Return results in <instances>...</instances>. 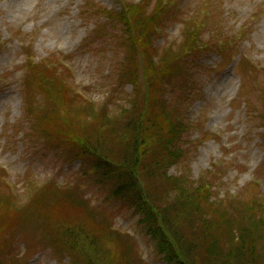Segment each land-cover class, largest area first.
<instances>
[{"label": "rangeland", "instance_id": "1", "mask_svg": "<svg viewBox=\"0 0 264 264\" xmlns=\"http://www.w3.org/2000/svg\"><path fill=\"white\" fill-rule=\"evenodd\" d=\"M122 3L0 0V264H75L68 250L76 237L92 238L88 234L96 239L98 264H182L159 250L134 207L110 195V184L98 178L92 160L88 164L83 156L53 148L58 144L42 134L47 126L41 118L53 109L49 87L41 88V75H36L43 61L54 70L51 75L61 77L63 84L56 83L62 99L68 101L74 90L82 94L73 101L75 111L89 113L88 102L97 108L108 103L111 110L128 106L132 85H118L124 51L115 37L122 29L118 21L102 27L108 21L103 10L121 11ZM97 8L103 10L95 13ZM160 15L156 46L180 44L192 23L204 46L185 56L164 84L168 108L190 126L184 137L187 155L169 174L193 182L207 179L214 196L211 213L220 206L231 215L232 206L235 212L256 201L264 204L259 119L264 111V0H170ZM81 122L80 130L94 129L87 119ZM100 219L105 220L102 229L112 224L132 240L105 234L97 226ZM228 220L218 218L220 231ZM66 227L82 232L72 238ZM259 233L255 243L243 236L257 258L264 256V229ZM236 263L233 258L227 264Z\"/></svg>", "mask_w": 264, "mask_h": 264}, {"label": "trees", "instance_id": "2", "mask_svg": "<svg viewBox=\"0 0 264 264\" xmlns=\"http://www.w3.org/2000/svg\"><path fill=\"white\" fill-rule=\"evenodd\" d=\"M168 1L146 0L136 4L123 0L121 11L95 10V13L106 12L108 21L102 25L104 29L115 21L122 29L119 37H115L117 46L124 51L118 85L121 88L132 85L128 106L111 110L108 103L97 108L88 102L92 105L89 113L75 111L73 101L83 98L82 94L74 90L75 94L71 91L68 95V101L65 97L62 99L64 94L56 83L57 80L63 84L61 77L51 75L54 70L45 61L44 65H36V75H41V88L49 87L46 91L50 90L48 98L53 105V109H47L50 114L41 118V124L47 126L42 127L45 129L43 138L53 146L58 144L53 148H63L68 155L83 156L88 164L92 160L98 178L110 184V195L136 209L148 234L159 244V250L166 252L170 261L227 264L235 258L236 264H264V256L257 258L254 245L248 244L243 237L255 243L261 236L259 229H264L263 202L237 207L235 212V206H232V216L226 212L228 207L222 206L212 208V214L213 188L207 179L201 177L193 182L186 175L176 177L169 174L170 168L187 155L184 137L190 126L176 109L168 108L164 84L177 65L181 67L185 56L193 53L197 46H204L200 33L194 32V23L187 27L189 32L180 44L164 48L155 45L161 26V9ZM52 85L56 87L51 88ZM38 88L40 90V83ZM84 118L94 126L91 132L77 128L81 127ZM259 119L264 126V111L259 113ZM6 201L8 205L12 204L10 199ZM225 215L229 220L220 231L218 218ZM103 221L100 219L97 226L105 234H117L132 240L130 235L115 230L112 224L104 225L105 231ZM65 231L72 238H75L73 234L82 232L74 227H66ZM239 232L241 236H238ZM88 235L92 238L79 241L81 237H76L73 240L75 246L68 250L75 264L79 263L78 258L82 259V264H98L101 260L94 254V235ZM206 242V247L202 248ZM126 244L135 247L129 242ZM222 247L230 252L225 254ZM87 249L90 255H85ZM130 256L133 255L130 253Z\"/></svg>", "mask_w": 264, "mask_h": 264}]
</instances>
